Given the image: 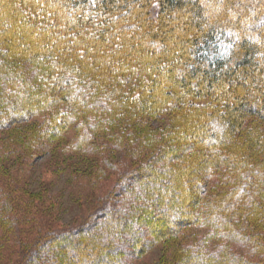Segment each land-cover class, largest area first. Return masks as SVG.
<instances>
[{
	"label": "trees",
	"instance_id": "16d2710c",
	"mask_svg": "<svg viewBox=\"0 0 264 264\" xmlns=\"http://www.w3.org/2000/svg\"><path fill=\"white\" fill-rule=\"evenodd\" d=\"M4 131L14 264H133L157 243V264H264V0H0ZM38 153L96 161L71 175L99 192L77 227L15 203L4 163Z\"/></svg>",
	"mask_w": 264,
	"mask_h": 264
},
{
	"label": "rangeland",
	"instance_id": "374dc122",
	"mask_svg": "<svg viewBox=\"0 0 264 264\" xmlns=\"http://www.w3.org/2000/svg\"><path fill=\"white\" fill-rule=\"evenodd\" d=\"M226 38L231 39V34L226 33ZM229 41L222 39L219 42V50L225 51L228 48ZM25 128H22L24 130ZM8 137L6 131L0 135V139L5 140ZM59 153L45 154L38 153L34 157V162L29 167L21 168L19 162L15 158L5 161V166L11 170L13 175V184L21 186L19 189L23 194L16 196V201L20 206L30 209V216L33 217V223L43 222L48 227L74 228L86 221L87 217L96 212L100 203L98 202L99 192L97 190L86 189V184L82 181H71V175L76 171L91 170V167L96 163L92 159H84L78 156H71L67 160L66 165H59L63 159L61 156H55ZM55 156V157H54ZM58 157V158H57ZM54 158V159H53ZM116 162L123 158L121 153L114 157ZM55 160L50 162L51 160ZM54 163V165H50ZM63 166V167H61ZM63 168L58 170L59 168ZM59 172H58V171ZM5 178L4 181H7ZM19 183V184H18ZM4 184V183H3ZM76 185H80V188ZM35 194L38 198L32 204L23 200L26 198L24 193ZM30 206V207H29ZM41 213L43 216H37ZM22 214V212L20 213ZM29 224V223H28ZM30 226V224L28 225ZM25 227V226H24ZM45 227V226H44ZM38 234V226L32 229L24 228L22 239H30ZM28 239V240H29ZM54 247V244L49 243L48 248ZM0 264H14V257L8 254L2 257L0 247ZM11 248V254L12 250ZM124 250L127 248L124 247ZM129 250V249H128ZM164 245L161 243L155 244L143 256L133 262V264H157L165 253Z\"/></svg>",
	"mask_w": 264,
	"mask_h": 264
}]
</instances>
